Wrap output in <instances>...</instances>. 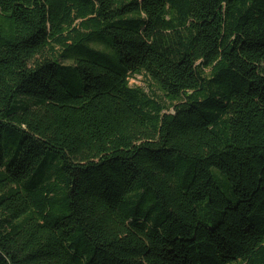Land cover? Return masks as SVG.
<instances>
[{
    "label": "trees",
    "instance_id": "1",
    "mask_svg": "<svg viewBox=\"0 0 264 264\" xmlns=\"http://www.w3.org/2000/svg\"><path fill=\"white\" fill-rule=\"evenodd\" d=\"M0 264H264V0H0Z\"/></svg>",
    "mask_w": 264,
    "mask_h": 264
},
{
    "label": "rangeland",
    "instance_id": "2",
    "mask_svg": "<svg viewBox=\"0 0 264 264\" xmlns=\"http://www.w3.org/2000/svg\"><path fill=\"white\" fill-rule=\"evenodd\" d=\"M131 84H132V86H142V87L146 86L143 78H141V77H137V78L133 79L131 81Z\"/></svg>",
    "mask_w": 264,
    "mask_h": 264
}]
</instances>
